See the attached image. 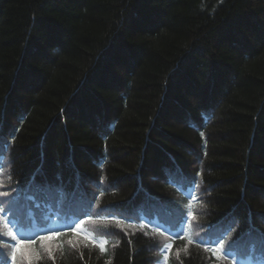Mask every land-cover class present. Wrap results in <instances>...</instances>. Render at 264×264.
Here are the masks:
<instances>
[{
	"label": "trees",
	"instance_id": "16d2710c",
	"mask_svg": "<svg viewBox=\"0 0 264 264\" xmlns=\"http://www.w3.org/2000/svg\"><path fill=\"white\" fill-rule=\"evenodd\" d=\"M0 114V264H264V0H0Z\"/></svg>",
	"mask_w": 264,
	"mask_h": 264
},
{
	"label": "snow or ice",
	"instance_id": "6c2138e0",
	"mask_svg": "<svg viewBox=\"0 0 264 264\" xmlns=\"http://www.w3.org/2000/svg\"><path fill=\"white\" fill-rule=\"evenodd\" d=\"M0 124H2V114H0ZM2 173H3V169L0 168V174H2ZM9 179H10V177H9ZM186 179H189V178H186ZM189 182L192 185H195V179L194 178H190ZM3 183H4V180L2 178H0V185H3ZM33 190H35L34 194L39 196L40 198H43L45 193L55 194V192L57 191L54 188V186L49 184V183H41L40 185H37L36 181H35V176L33 177L31 184L29 186V191H33ZM17 191H19V189H17ZM189 195H191V193H189ZM29 199L31 200V198H29ZM0 212H13L12 201H8L7 207H5L4 203L2 201H0ZM180 217H181L180 223H183V221L187 219V217L184 215L183 211H181ZM181 231H183V229H181ZM173 235L179 236L180 232H175V233H173ZM205 235H207V233H205ZM229 235H231V233H229ZM13 238H15V237H13ZM45 239H47V238H45ZM92 243L97 244L99 242H97L93 239ZM104 243H106V242H104ZM201 243H203V241H201ZM207 243L208 244H220L222 246L221 251L224 253L225 257H232L233 260L236 261V264H240L239 257L237 256L236 251L234 250L233 242L228 241L226 243V237L221 235V236L216 237L215 239H209L207 241ZM99 247L101 248L102 251L104 250V244L103 243H100ZM166 247L170 248L171 246L168 245ZM20 250H21L20 246H18V245L13 246L12 255H13L14 260L17 257V252ZM257 250L260 251L261 257L264 258V236L261 237V244H260L259 249H255V248L253 249V251H257ZM30 258L31 257L29 256L28 259L30 260ZM218 259H219V257H218ZM249 259H253V257L250 256Z\"/></svg>",
	"mask_w": 264,
	"mask_h": 264
}]
</instances>
